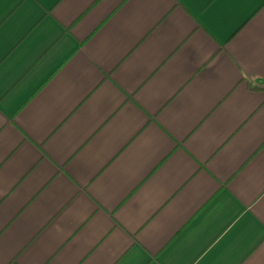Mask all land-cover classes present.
<instances>
[{
  "label": "crops",
  "instance_id": "obj_1",
  "mask_svg": "<svg viewBox=\"0 0 264 264\" xmlns=\"http://www.w3.org/2000/svg\"><path fill=\"white\" fill-rule=\"evenodd\" d=\"M0 264H264V0H4Z\"/></svg>",
  "mask_w": 264,
  "mask_h": 264
},
{
  "label": "snow or ice",
  "instance_id": "obj_2",
  "mask_svg": "<svg viewBox=\"0 0 264 264\" xmlns=\"http://www.w3.org/2000/svg\"><path fill=\"white\" fill-rule=\"evenodd\" d=\"M4 0H0V7H2ZM245 0H186V3L197 5L201 8L213 7L214 10L227 12L234 6L244 3Z\"/></svg>",
  "mask_w": 264,
  "mask_h": 264
}]
</instances>
